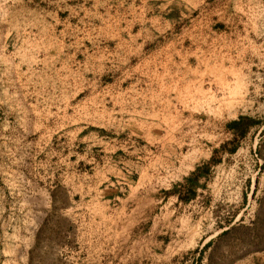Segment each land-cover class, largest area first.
Masks as SVG:
<instances>
[{
    "label": "rangeland",
    "instance_id": "obj_1",
    "mask_svg": "<svg viewBox=\"0 0 264 264\" xmlns=\"http://www.w3.org/2000/svg\"><path fill=\"white\" fill-rule=\"evenodd\" d=\"M263 192L264 0H0V264H203Z\"/></svg>",
    "mask_w": 264,
    "mask_h": 264
},
{
    "label": "crops",
    "instance_id": "obj_2",
    "mask_svg": "<svg viewBox=\"0 0 264 264\" xmlns=\"http://www.w3.org/2000/svg\"><path fill=\"white\" fill-rule=\"evenodd\" d=\"M264 193V192H263ZM264 209L262 205V210ZM258 210L256 211V216ZM254 224V222H251ZM250 224V225H251ZM240 225V221L232 222L228 225V227H224L215 238L219 239L223 235L229 234L233 229ZM210 238L205 237L200 243L198 251L201 252L200 262L203 264H264V242L260 241L256 247H248V248H240L234 250L233 253L229 251L226 252L224 247H220V253L216 258L214 256L216 247L215 242L217 239L213 240V237ZM202 248V251H200Z\"/></svg>",
    "mask_w": 264,
    "mask_h": 264
},
{
    "label": "trees",
    "instance_id": "obj_3",
    "mask_svg": "<svg viewBox=\"0 0 264 264\" xmlns=\"http://www.w3.org/2000/svg\"><path fill=\"white\" fill-rule=\"evenodd\" d=\"M250 120V118L246 117V116H238V118L236 120H233L231 122L228 123V126L231 127V129H233L232 131H235L233 132L234 135H233V140L236 136H240L242 131H240L242 128H240V124L243 123V121L245 120ZM240 128V129H239ZM239 129V130H238ZM236 131H239L238 133H236ZM230 152L233 151V148L231 150H229Z\"/></svg>",
    "mask_w": 264,
    "mask_h": 264
}]
</instances>
